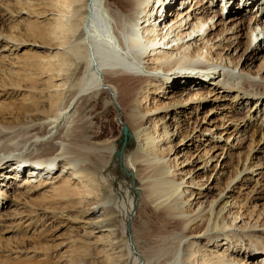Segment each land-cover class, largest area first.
Masks as SVG:
<instances>
[{
	"label": "bare ground",
	"instance_id": "bare-ground-1",
	"mask_svg": "<svg viewBox=\"0 0 264 264\" xmlns=\"http://www.w3.org/2000/svg\"><path fill=\"white\" fill-rule=\"evenodd\" d=\"M158 1L4 5L23 19L0 28L5 48L30 36L44 58L23 68L19 57L0 58V91L22 92L12 121L0 122V223L60 215L84 225L69 241L98 249L106 264H264V24L242 16L264 15V0ZM120 53L127 60L104 63ZM99 95L120 106L134 149L143 216L133 242L121 214L135 201L128 210L100 177L119 139L86 117ZM238 187L251 202L233 197ZM69 254L66 264L86 263Z\"/></svg>",
	"mask_w": 264,
	"mask_h": 264
},
{
	"label": "rangeland",
	"instance_id": "rangeland-1",
	"mask_svg": "<svg viewBox=\"0 0 264 264\" xmlns=\"http://www.w3.org/2000/svg\"><path fill=\"white\" fill-rule=\"evenodd\" d=\"M6 3H10V0H0V22H2L0 25V28H2L3 32H6L8 27L13 26L11 24L18 23L19 21H23L22 17L18 18L16 16V17L10 18L7 15V10L4 8L5 7L4 5H6ZM220 4L221 3L219 2L218 9H220L221 7ZM239 6L243 8V5L240 4ZM243 11L244 12L246 11V13L242 15L246 23H248L252 19H257L256 16L258 17L260 15V14L255 15L256 13L255 11H252L249 13L246 8H244ZM262 18H264V15L261 16V19ZM11 21L14 23H12ZM22 37L24 39V36ZM28 38L29 39L31 38V40H29ZM1 39H3V37H0V49H2L0 50V58H2L1 56H4L5 58L7 56L8 57L10 56L11 59H14L15 57L17 58L19 57L21 59V60L19 59L21 61V62L19 61L21 64L19 68H23L26 64L27 66L30 67L29 63L33 66L37 62L42 61L44 58V57L42 59L36 58V57H39L40 55H43L44 52L41 50H38L37 47L33 46L32 44L33 40H32V37L30 36L26 37L24 40H27V41H24V43L22 42V44L19 45L17 49H14V48L9 49V47L5 48V43L1 41ZM23 54L24 55L26 54V55L23 56ZM23 63H26V64L23 65ZM22 77L23 76L12 77V79L18 80ZM21 93L22 92L13 91L12 89H4L0 91V107H2V104L3 106L5 105L3 108H0V122H7V120L12 121V117H13L12 115L14 113V109L19 107L21 103L20 101L21 96H22ZM99 96H94L89 100L90 103H88V106H90L89 109L90 108L91 109L90 111L89 109L87 110L88 113L86 112V117L87 116L89 117L87 118L91 121V124L92 122H94L92 126H94L96 128L95 130L99 131L104 138H108L110 136L112 138L119 139L118 141L115 142L118 153L114 155L112 162L110 161V163L107 164L106 168L104 169L105 173L100 177L103 178V182L105 184L104 188L106 189V191L108 190L112 196L119 197V199L121 200V204L124 202L128 210L131 209L130 202L132 200L135 201V204H136L135 207H133L128 214H126L125 210H123V213L121 214L122 219L127 221L128 225L131 228V231L129 232L128 235H129V240L133 242L136 237L135 235L138 234L141 228L142 216H143L142 211L139 212L141 208V203H140V193L137 190L138 183L135 181V178H134L135 172L131 168L133 166L132 165V154H133L134 149L132 147V143L129 138L126 141L125 148L122 150V144L124 143L123 128L120 126V124H118L117 119H116V117H120V114H122L120 106L117 105L118 103L111 101V99L108 98V96L107 97L100 96V98ZM45 109L47 110V108ZM204 114H205V111H202L199 114L200 121L202 120ZM244 115H240L238 117L243 118ZM3 116H5L4 119H3ZM91 116L93 119H90ZM8 117H11V118H8ZM257 119L252 121L251 123V125L254 126L256 129L258 128V124L261 122V117L258 116ZM186 120H187V116H186ZM190 123H191V120H190ZM248 148H249V143L246 144L244 149L238 150L237 153L246 154V152H248ZM257 149L258 148H256L255 150ZM121 150H122V154L120 155ZM263 167L264 165L260 167L261 169L258 170V173L264 170ZM54 175L55 173H53L50 176H54ZM211 175L213 176L209 184L213 183V179H214L213 171L208 172V175L205 178L206 183H207V179ZM260 177L261 176H257L256 179H260ZM214 185L215 183H213L211 186H214ZM217 188H220V187L218 186ZM108 191H107V194H108ZM262 191H263L262 195H264V188ZM248 192L249 190H246L244 188L241 189L240 187H238L235 189V192L231 194L233 195V197L237 198L239 201H242V202L246 201L247 203H249L252 200L250 199V196L247 195ZM217 193H218L217 190L213 192L214 195H216ZM4 200L5 199L3 198V201ZM7 211H10V209L6 208L5 212ZM144 215H146L150 219H153V216L150 212H146ZM37 218L38 217H36V219ZM19 221H20L19 219L17 220L15 218V220L13 221L14 226L11 224L12 222L7 223V224L0 223V261L4 262V264L6 261H8V263H11V264H24L25 262H27L28 264H34V263L35 264L36 263L37 264H66L65 261L63 260H66L65 256L69 254L66 252L69 246L70 248L68 249L75 251L74 253H70L69 255L72 254L74 256H81L80 259L86 260L85 264H106L105 257L102 254L99 255L97 253L99 251L98 249H94V247H90L88 249L87 247L83 248L84 245L82 244L80 245V243L73 244V242L69 241L70 239L68 238L69 235L73 234L74 237L76 238L78 237L77 235H80L84 231V227H83L84 225L82 224H76V223L73 224V222H70L65 217H61L60 215L56 217H53L52 215H50L48 219L39 218L38 221L37 220L35 221L36 223H33V221L27 220V218L22 219L21 222ZM6 230H10V231H6ZM57 238L60 239L61 241L65 238H68V240L66 239V242L64 243V245L62 246L57 245L58 246L57 247L56 244L61 242ZM9 243L11 244L9 245ZM41 245H46V247L50 246V249H43ZM72 245H76V247L73 248L71 247ZM140 246H143V244L140 243ZM10 250H13V252L12 254L10 253V256H8L9 253L7 252ZM44 254L46 257L44 256ZM13 257L15 258L11 259ZM76 264H79V263H76Z\"/></svg>",
	"mask_w": 264,
	"mask_h": 264
},
{
	"label": "water",
	"instance_id": "water-1",
	"mask_svg": "<svg viewBox=\"0 0 264 264\" xmlns=\"http://www.w3.org/2000/svg\"><path fill=\"white\" fill-rule=\"evenodd\" d=\"M123 136H124V143L122 144V150L125 148L126 141H127L126 139L128 137V128L127 127L123 128ZM122 150H121L120 155L122 154Z\"/></svg>",
	"mask_w": 264,
	"mask_h": 264
}]
</instances>
